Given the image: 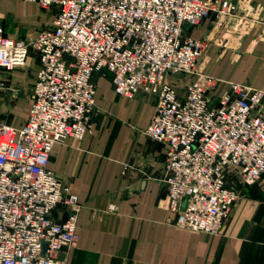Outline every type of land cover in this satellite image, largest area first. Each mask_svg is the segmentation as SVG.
<instances>
[{
  "label": "built area",
  "instance_id": "built-area-1",
  "mask_svg": "<svg viewBox=\"0 0 264 264\" xmlns=\"http://www.w3.org/2000/svg\"><path fill=\"white\" fill-rule=\"evenodd\" d=\"M26 1L53 21L31 41L0 28V90L3 72L26 67L31 52L40 61L25 125L0 122V264H68L62 251L78 248L82 205L49 162L56 144L83 141L91 131L96 78L107 73L118 95L155 99L144 133L167 149L175 225L220 235L242 188L264 176V89L206 74L199 64L206 44L185 26L215 18L255 28L264 24V7L252 0ZM59 207L67 211L61 222L53 217Z\"/></svg>",
  "mask_w": 264,
  "mask_h": 264
},
{
  "label": "crops",
  "instance_id": "crops-1",
  "mask_svg": "<svg viewBox=\"0 0 264 264\" xmlns=\"http://www.w3.org/2000/svg\"><path fill=\"white\" fill-rule=\"evenodd\" d=\"M252 2L264 7V0ZM246 12L254 15L250 8ZM52 21L37 4L0 0V28L6 36L31 41ZM242 24L227 27L209 18L186 33L206 44L199 63L206 74L264 89V24L252 29ZM39 66L31 52L26 67L3 72L1 123L25 125ZM96 79L97 114L91 131L83 141L56 144L49 162L82 205L79 246L69 255L62 251L60 258L68 264H264V176L242 188L244 196L220 235L178 228L167 208V149L144 133L155 115V99L118 95L108 73ZM170 79L175 83V77ZM112 204L118 207L114 213L108 211ZM53 217L63 221L66 209L59 207Z\"/></svg>",
  "mask_w": 264,
  "mask_h": 264
},
{
  "label": "water",
  "instance_id": "water-1",
  "mask_svg": "<svg viewBox=\"0 0 264 264\" xmlns=\"http://www.w3.org/2000/svg\"><path fill=\"white\" fill-rule=\"evenodd\" d=\"M185 28H186V29H190V27L187 26V25L185 26ZM47 246H48L47 244H44V255H45V253H46Z\"/></svg>",
  "mask_w": 264,
  "mask_h": 264
}]
</instances>
